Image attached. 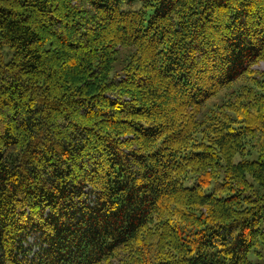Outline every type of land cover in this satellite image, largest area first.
Returning <instances> with one entry per match:
<instances>
[{
	"label": "trees",
	"instance_id": "1",
	"mask_svg": "<svg viewBox=\"0 0 264 264\" xmlns=\"http://www.w3.org/2000/svg\"><path fill=\"white\" fill-rule=\"evenodd\" d=\"M262 62L264 0H0V264H264Z\"/></svg>",
	"mask_w": 264,
	"mask_h": 264
},
{
	"label": "rangeland",
	"instance_id": "2",
	"mask_svg": "<svg viewBox=\"0 0 264 264\" xmlns=\"http://www.w3.org/2000/svg\"><path fill=\"white\" fill-rule=\"evenodd\" d=\"M255 69L256 70H260V71H264V62L260 63L259 65H256L255 66ZM217 97H215L214 99H216ZM240 160V158L238 157L237 158V161ZM37 239L35 238V235H32V236H29L28 239H27V246L28 247H31L33 248L34 250L38 249V245H37ZM251 259L254 260V261H257V260H260V259H257V257L252 254L251 255Z\"/></svg>",
	"mask_w": 264,
	"mask_h": 264
}]
</instances>
